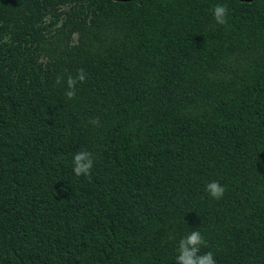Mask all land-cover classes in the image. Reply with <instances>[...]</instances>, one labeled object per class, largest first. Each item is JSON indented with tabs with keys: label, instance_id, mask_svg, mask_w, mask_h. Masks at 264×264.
Returning a JSON list of instances; mask_svg holds the SVG:
<instances>
[{
	"label": "trees",
	"instance_id": "obj_1",
	"mask_svg": "<svg viewBox=\"0 0 264 264\" xmlns=\"http://www.w3.org/2000/svg\"><path fill=\"white\" fill-rule=\"evenodd\" d=\"M193 230L264 264V0H0V264H176Z\"/></svg>",
	"mask_w": 264,
	"mask_h": 264
},
{
	"label": "clouds",
	"instance_id": "obj_2",
	"mask_svg": "<svg viewBox=\"0 0 264 264\" xmlns=\"http://www.w3.org/2000/svg\"><path fill=\"white\" fill-rule=\"evenodd\" d=\"M229 8L225 4L218 3L212 10L213 18L218 24H226L228 22ZM87 74L84 69H79L75 77L69 75L67 78V91L65 96L71 100L76 96L77 83L86 82ZM60 83V78L56 81ZM90 123L99 125L98 119L90 120ZM94 157L89 151H78L73 157V172L76 176H91L94 166ZM205 191L213 199H221L226 191V187L221 185L219 181H210L205 185ZM207 247V241L197 230L185 235L178 242L176 264H217V260L213 252L208 251L201 253V248Z\"/></svg>",
	"mask_w": 264,
	"mask_h": 264
},
{
	"label": "water",
	"instance_id": "obj_3",
	"mask_svg": "<svg viewBox=\"0 0 264 264\" xmlns=\"http://www.w3.org/2000/svg\"><path fill=\"white\" fill-rule=\"evenodd\" d=\"M116 1H129V0H116ZM239 1L250 2V1H252V0H239Z\"/></svg>",
	"mask_w": 264,
	"mask_h": 264
}]
</instances>
